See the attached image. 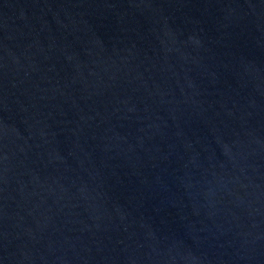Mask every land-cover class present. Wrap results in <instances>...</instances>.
I'll return each mask as SVG.
<instances>
[{"label":"water","instance_id":"obj_1","mask_svg":"<svg viewBox=\"0 0 264 264\" xmlns=\"http://www.w3.org/2000/svg\"><path fill=\"white\" fill-rule=\"evenodd\" d=\"M0 264H264V0H117L0 85Z\"/></svg>","mask_w":264,"mask_h":264}]
</instances>
